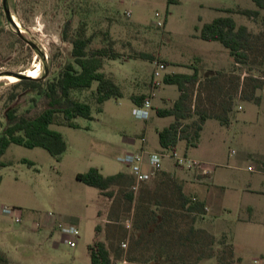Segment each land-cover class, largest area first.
<instances>
[{
  "label": "rangeland",
  "instance_id": "1",
  "mask_svg": "<svg viewBox=\"0 0 264 264\" xmlns=\"http://www.w3.org/2000/svg\"><path fill=\"white\" fill-rule=\"evenodd\" d=\"M237 7L257 8L253 0H0V73L24 72L39 61L37 77L56 75L73 58L70 42L61 36L70 19L71 31L83 25L91 35L90 47L111 42L120 52V57L106 58L103 68L123 93L104 100L101 110L90 89L79 94L91 101L92 116L76 117L78 126L50 124L67 142L59 159L41 146L17 143L1 155L6 162L0 166L5 264H90L87 244L96 224L112 264H121L123 256L129 264H264V193L254 190L264 189V9L251 18L234 11ZM220 15L249 26L245 55L237 60L220 41L198 35L203 22ZM156 58L167 62L164 71L192 64L203 72L186 83L181 120L182 134L189 137L178 139L175 150L204 162L209 172L181 169L172 151L165 150L161 165L169 171L162 168L142 182L131 199L127 173L107 196L75 174L90 166L105 174L129 170L120 157L136 150L142 133L146 149L161 151L157 130L173 117L157 114L155 107L172 101L179 89L161 77L151 87ZM11 83L0 79V132L7 108L23 111L33 105L35 89ZM151 88L155 105L150 117L134 116L131 94ZM199 201L204 205L189 207ZM58 223L78 227L74 245L64 240ZM123 239L126 249L120 245Z\"/></svg>",
  "mask_w": 264,
  "mask_h": 264
},
{
  "label": "trees",
  "instance_id": "2",
  "mask_svg": "<svg viewBox=\"0 0 264 264\" xmlns=\"http://www.w3.org/2000/svg\"><path fill=\"white\" fill-rule=\"evenodd\" d=\"M253 2L257 8L237 7L234 11L255 18L259 14V9H264V0H253ZM198 35L203 39L220 41L229 49L230 55L237 60L238 56L245 55L242 48L249 35V29L246 24L237 23L232 16L220 15L203 22ZM61 36L71 44L72 60L66 62L57 74L50 78L43 80L42 76H23L11 83V86L15 88L31 87L35 89V94L31 97L32 107L18 111L15 106H12L4 112L5 122L0 132V166L6 164L1 159V155L10 143L28 147L41 146L59 159L67 147V142L63 134L50 127V124L78 126L76 117L90 118L92 116L91 101L81 98L79 94L90 89L97 110H101L104 100L123 94L114 78L101 69L106 58L114 59L121 55L111 42L90 47L91 35L86 34L83 25L71 31L70 19L65 21ZM148 56L152 57V54ZM197 78L196 67L191 73L166 72L163 74V82L175 83L179 89V94L171 106L155 108L159 115L170 114L174 117L168 125L157 130L159 144L164 148L175 149L178 139L189 137L187 134H182L186 127L181 119L185 116L184 111L187 109L186 83L194 82ZM16 93L12 92L9 97L13 99ZM131 98L137 101L134 94H131ZM59 115L60 119L57 118ZM202 119L204 120L205 116H202ZM199 129L201 125L198 124L194 129L195 136L199 135ZM22 160L33 164L31 160L25 158ZM123 175L122 171L104 174L99 167L90 166L85 171L76 172L75 177L88 185L97 187L100 193L111 196L113 191L110 186L118 183ZM126 195L131 199L133 192L130 190ZM198 205H204L203 201L191 204L189 207L193 209ZM95 230L94 238L87 244L90 264H112L105 242L97 236L100 230L99 224H96ZM6 261V254L0 249V264H5Z\"/></svg>",
  "mask_w": 264,
  "mask_h": 264
},
{
  "label": "built area",
  "instance_id": "3",
  "mask_svg": "<svg viewBox=\"0 0 264 264\" xmlns=\"http://www.w3.org/2000/svg\"><path fill=\"white\" fill-rule=\"evenodd\" d=\"M129 10L126 11L127 14H129ZM158 12L156 11V14ZM157 23L159 25H162L163 20H158ZM154 68H153V74L154 76H159L162 74L163 70L166 67V63L156 58L153 60ZM154 83L157 84L158 80L154 79ZM150 98L145 97L143 99V103L141 105H136L134 108H132V113L134 116L138 118H147L148 117V109L150 107ZM190 105V104H189ZM194 105L191 104V107ZM181 125L179 126V128ZM232 151H234L232 149ZM174 164L181 169L185 170H192L195 171V173L198 174H207L209 172L208 167L204 162H201L200 160L191 159L189 157H186L185 155L176 154L174 152ZM120 159L129 166L130 173L132 176V183L130 185V190L133 193H136V191L141 187V183L148 180L150 177L154 176L156 173H158L163 167L161 165V153L159 152H126L124 153ZM143 163H146L148 165V169L143 168ZM249 169H253L252 165L247 166ZM3 209L9 213L12 212V209L8 206L4 205ZM47 215H51L50 213H47ZM15 220H19V216L15 215ZM126 226L129 228L131 226L130 219L128 218L126 221ZM58 227L61 230V232L64 234V240L68 242L70 245L75 244V239L78 236V227L74 224H62L58 223ZM127 239H123L120 242V245L126 249L127 248ZM121 264H129L131 263L130 260L127 259V257H122ZM137 264V263H133Z\"/></svg>",
  "mask_w": 264,
  "mask_h": 264
},
{
  "label": "crops",
  "instance_id": "4",
  "mask_svg": "<svg viewBox=\"0 0 264 264\" xmlns=\"http://www.w3.org/2000/svg\"><path fill=\"white\" fill-rule=\"evenodd\" d=\"M247 27H248V29H249V26L247 25ZM112 59V58H111ZM115 59V58H114ZM165 62V61H164ZM106 63L107 62H105V60H104V63H103V65H102V67H101V69L103 70V71H105L104 70V68H103V66H105L106 65ZM166 63V62H165ZM154 68V67H153ZM193 65L192 64H189V65H185L184 66V69L183 70H181V71H179V70H174V69H171V70H163L164 72H162V74H160L159 76H154V74H153V69H152V72H151V79H150V83H151V87H156L157 85H158V83L160 82V79H159V77H161V80H162V76H163V74L164 73H166V72H185V73H191L192 71H193ZM196 68H197V70H198V74H202L203 72H202V70H200L197 66H196ZM215 70H217V69H210V70H207V71H210V72H213V71H215ZM106 72V71H105ZM107 74H109L108 72H106ZM154 79H157L158 80V83L157 84H155L154 83ZM165 83V82H164ZM168 84H170V83H168ZM132 94H134L135 95V97H136V99H137V101H133L134 102V107L136 106V105H141L142 103H143V99L145 98V97H149L150 98V107H149V109H148V117L147 118H149L150 117V115H151V110H152V108H153V106L155 105L154 104V102L152 101V99L154 98V91L152 90V88H151V90H150V92H141V93H132ZM143 94V95H142ZM142 95V98L140 97ZM161 97V96H160ZM162 99H165V97H163ZM175 99V98H174ZM174 99L172 100V101H170V102H166V100H164V104L163 105H156V107H168V106H171L172 105V103H173V101H174ZM133 107V108H134ZM155 107V108H156ZM170 115V114H169ZM170 116H172L173 117V115H170ZM147 118H145V119H147ZM173 119H174V117L172 118V119H170L167 123H165V124H163L161 127H163V126H165V125H168L171 121H173ZM160 127V128H161ZM199 138V137H198ZM140 141H141V143L137 146V148H136V150L135 151H131V150H129V151H126V152H144V153H147V152H159V153H161V158L165 155V150H171L172 152H170V154H171V156H173V154H174V152L176 153V150L175 149H167V148H164V147H162L160 144V149L159 150H161V151H158L157 149H155V150H149V149H146L147 147H146V136H145V133H142L141 135H140ZM177 145V144H176ZM125 152V153H126ZM176 154H178V153H176ZM127 165V164H126ZM128 166V165H127ZM248 166V165H247ZM128 168H129V166H128ZM143 168H145V169H148V165L146 164V163H143ZM164 169V168H163ZM165 171H169V170H167V169H164ZM122 172L124 173V175L123 176H125V175H127V173H129L130 175H131V173H130V169L129 170H127V171H123L122 170ZM105 174V173H104ZM107 174H109V173H107ZM118 183H119V181H118ZM115 184H117V182L116 183H114V184H112V186L113 185H115ZM112 186H110V189H112L111 187ZM254 190H256V191H258V192H260V193H264V189H261V188H259V189H254ZM109 198V197H108ZM109 202H110V198H109ZM249 208H251V209H253L254 208V206H249ZM239 219L240 220H246V221H250V222H256V220H254V219H249V217H247V219L245 218V217H239ZM47 220H49V218L47 217ZM231 238H232V236H231ZM100 239H102V238H100ZM103 240V239H102ZM234 252H235V250H234ZM235 254H236V256H238V258H239V260H240V262H241V259H240V256L235 252Z\"/></svg>",
  "mask_w": 264,
  "mask_h": 264
},
{
  "label": "bare ground",
  "instance_id": "5",
  "mask_svg": "<svg viewBox=\"0 0 264 264\" xmlns=\"http://www.w3.org/2000/svg\"><path fill=\"white\" fill-rule=\"evenodd\" d=\"M12 18H13V20H15L13 15H12ZM15 24H16V22H15ZM16 25L20 27V25H18V24H16ZM39 68H40V66H39V61H38L35 63V65L32 68L27 69L24 73L28 74L29 76H32V77H37V76H39L38 75ZM3 78L9 79V81H15L16 80V77L14 75L0 74V79H3Z\"/></svg>",
  "mask_w": 264,
  "mask_h": 264
},
{
  "label": "water",
  "instance_id": "6",
  "mask_svg": "<svg viewBox=\"0 0 264 264\" xmlns=\"http://www.w3.org/2000/svg\"><path fill=\"white\" fill-rule=\"evenodd\" d=\"M6 12H7V11H6ZM7 16H8V18H9V14H8V12H7ZM10 20L13 22V24H14L15 26H17V25L15 24V22H14L12 16L10 17ZM0 74H3V75L12 74V75H14V76L16 77V79H19V78H21V77H23V76H29L28 74H25L24 72H21V71H17V72H13V73H0Z\"/></svg>",
  "mask_w": 264,
  "mask_h": 264
},
{
  "label": "flooded vegetation",
  "instance_id": "7",
  "mask_svg": "<svg viewBox=\"0 0 264 264\" xmlns=\"http://www.w3.org/2000/svg\"><path fill=\"white\" fill-rule=\"evenodd\" d=\"M25 72V71H24Z\"/></svg>",
  "mask_w": 264,
  "mask_h": 264
}]
</instances>
